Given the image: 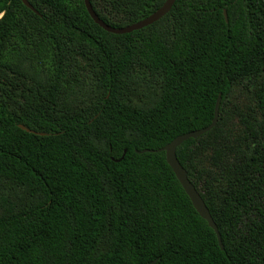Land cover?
I'll list each match as a JSON object with an SVG mask.
<instances>
[{
	"label": "trees",
	"instance_id": "trees-1",
	"mask_svg": "<svg viewBox=\"0 0 264 264\" xmlns=\"http://www.w3.org/2000/svg\"><path fill=\"white\" fill-rule=\"evenodd\" d=\"M26 1L38 15L0 0V264H264V0H177L121 36L83 0ZM165 1L89 0L115 29ZM244 80L253 107L231 132ZM219 96L176 157L222 250L165 153H136L207 128Z\"/></svg>",
	"mask_w": 264,
	"mask_h": 264
},
{
	"label": "water",
	"instance_id": "water-1",
	"mask_svg": "<svg viewBox=\"0 0 264 264\" xmlns=\"http://www.w3.org/2000/svg\"><path fill=\"white\" fill-rule=\"evenodd\" d=\"M21 1L27 9L32 11L34 14L38 15V12L36 10H34L26 0H21ZM176 1L177 0H166L161 8H159L156 12H154L152 15H150L148 18L142 20L141 22H138V23L133 24L131 26H128L126 28L115 29V28H112V27L106 25L103 21H101L99 19V17L93 11L89 0H83L85 9H86L89 17L93 21V23L95 25H97L100 29H102L104 32L111 34V35H115V36L131 34L133 32H136V31L142 30L144 28H147L149 26H152L153 24L157 23L162 18H164L171 11V9L174 6ZM223 16H224L225 22H227L228 20H227V15H226L225 11L223 12ZM220 102H221V97L219 96L217 101H216V104H215L214 118H213L211 124L207 128L179 136V137L175 138L167 146H165L164 148H162L160 150H157V151L144 150V151L136 152V153L137 154H146V153L152 154V153H162V152L165 153V161H166L167 165L170 167V169L172 170L176 179L178 180L179 184L181 185L184 192L186 193V195L190 199L192 206L195 209V211L197 212V214L200 216V218L202 220H204L207 223L208 227L211 230H213V232L215 233V235L217 237L219 248L222 250L223 246L221 243V237H220V234L218 232L217 226L213 222V220L210 216V213H209L208 209L206 208L201 196L198 194V192L195 190L194 186L188 180L187 172L181 167V165L177 161V157H176V151L183 143H185L188 140H196V139L200 138L201 136L209 133L212 129L215 128V126L218 122ZM19 128L22 131H25L27 133L35 134L34 132L27 130L23 126H19ZM155 263H156V261H153L150 264H155Z\"/></svg>",
	"mask_w": 264,
	"mask_h": 264
},
{
	"label": "rangeland",
	"instance_id": "rangeland-1",
	"mask_svg": "<svg viewBox=\"0 0 264 264\" xmlns=\"http://www.w3.org/2000/svg\"><path fill=\"white\" fill-rule=\"evenodd\" d=\"M90 79V80H89ZM87 80L88 86L85 88V90L82 92V94L79 96L82 99L85 98L86 95L89 97L92 96V77L90 76ZM93 80V79H92ZM81 99V100H82ZM77 103H80V99L77 100ZM253 107L252 97H251V87L250 83L247 80L244 81H236L232 87L231 96L228 101V122L226 124V129L231 132H237L238 131V119L236 117L237 115H245L247 114ZM12 197L20 198L24 197L23 191L17 190L15 188H12V191H8Z\"/></svg>",
	"mask_w": 264,
	"mask_h": 264
}]
</instances>
